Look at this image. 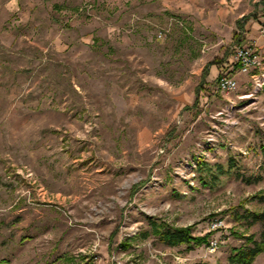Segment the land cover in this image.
Instances as JSON below:
<instances>
[{
    "label": "rangeland",
    "instance_id": "374dc122",
    "mask_svg": "<svg viewBox=\"0 0 264 264\" xmlns=\"http://www.w3.org/2000/svg\"><path fill=\"white\" fill-rule=\"evenodd\" d=\"M262 22L264 0H0V262L230 264L263 229L225 212L264 211Z\"/></svg>",
    "mask_w": 264,
    "mask_h": 264
},
{
    "label": "trees",
    "instance_id": "16d2710c",
    "mask_svg": "<svg viewBox=\"0 0 264 264\" xmlns=\"http://www.w3.org/2000/svg\"><path fill=\"white\" fill-rule=\"evenodd\" d=\"M251 18L250 15H244L242 19L238 20V23L241 28H244L245 24ZM220 62H211L210 64L221 63ZM238 65L240 63L238 62ZM208 75V71L204 72L203 80H206ZM188 108V107H187ZM261 150L263 155V162L261 165V170L264 174V139L261 143ZM231 167H235L236 164L234 161H231ZM220 170H223L222 165H217ZM263 174L255 175L254 177H245V179L252 178L254 180H260L264 176ZM240 176H243L240 174ZM251 180V179H250ZM225 212H231L232 215H235V220L240 221L241 223H246L248 226H252L256 223L263 224V229L261 230L259 236L257 235H248L246 236L242 232L233 231L232 233L239 237H246L248 239V243L241 246L232 247L231 253L229 255V263L230 264H252L256 258L264 252V211L262 212H252L248 211L240 213L239 211L233 212L232 209H228ZM149 224L151 226V231L158 238V240L168 246H178V245H186L189 249H193L196 247H200L203 245L210 246L212 244V236L215 233V230H211L204 235H196L193 231L192 226H175L173 224L168 223L165 220L153 217H149ZM7 263V260L4 259L0 262V264ZM190 264H210L205 261H197Z\"/></svg>",
    "mask_w": 264,
    "mask_h": 264
},
{
    "label": "built area",
    "instance_id": "2783aa9c",
    "mask_svg": "<svg viewBox=\"0 0 264 264\" xmlns=\"http://www.w3.org/2000/svg\"><path fill=\"white\" fill-rule=\"evenodd\" d=\"M260 32L264 36V22L260 25ZM159 36L162 37V33H160ZM236 56L240 63L241 71L245 73H248L251 68H257L262 64L258 55L248 47H237ZM237 87V80L233 76H230V74L222 73L218 76L217 88L219 91L228 94L234 92Z\"/></svg>",
    "mask_w": 264,
    "mask_h": 264
}]
</instances>
